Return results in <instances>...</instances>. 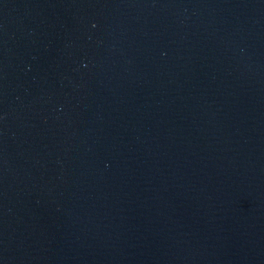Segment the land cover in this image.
<instances>
[{"label":"water","instance_id":"95a60500","mask_svg":"<svg viewBox=\"0 0 264 264\" xmlns=\"http://www.w3.org/2000/svg\"><path fill=\"white\" fill-rule=\"evenodd\" d=\"M0 264H264V0H0Z\"/></svg>","mask_w":264,"mask_h":264}]
</instances>
